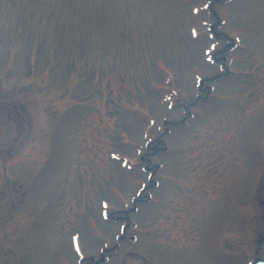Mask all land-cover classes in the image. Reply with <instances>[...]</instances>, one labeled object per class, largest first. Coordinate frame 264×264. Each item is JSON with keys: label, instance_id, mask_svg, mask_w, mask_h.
I'll use <instances>...</instances> for the list:
<instances>
[{"label": "rangeland", "instance_id": "obj_1", "mask_svg": "<svg viewBox=\"0 0 264 264\" xmlns=\"http://www.w3.org/2000/svg\"><path fill=\"white\" fill-rule=\"evenodd\" d=\"M261 258L264 0H0V264Z\"/></svg>", "mask_w": 264, "mask_h": 264}, {"label": "flooded vegetation", "instance_id": "obj_2", "mask_svg": "<svg viewBox=\"0 0 264 264\" xmlns=\"http://www.w3.org/2000/svg\"><path fill=\"white\" fill-rule=\"evenodd\" d=\"M219 59H222V58H219ZM210 60H212L213 63H217L218 62V59L215 60V57L214 56H213V59H210ZM125 227H126V225H125ZM125 237H127V236L125 235V232L124 231L120 232V234L117 235V239L119 240V242H120L121 239H123ZM133 238H134V235L129 236V239H133Z\"/></svg>", "mask_w": 264, "mask_h": 264}, {"label": "water", "instance_id": "obj_3", "mask_svg": "<svg viewBox=\"0 0 264 264\" xmlns=\"http://www.w3.org/2000/svg\"><path fill=\"white\" fill-rule=\"evenodd\" d=\"M253 264H264V260H257Z\"/></svg>", "mask_w": 264, "mask_h": 264}]
</instances>
